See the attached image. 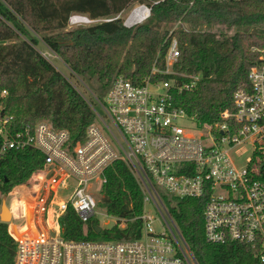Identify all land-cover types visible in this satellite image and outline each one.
<instances>
[{"label": "built area", "instance_id": "built-area-1", "mask_svg": "<svg viewBox=\"0 0 264 264\" xmlns=\"http://www.w3.org/2000/svg\"><path fill=\"white\" fill-rule=\"evenodd\" d=\"M77 17L71 16L70 22ZM150 17L149 5L135 3L124 25L134 27ZM176 27L167 37L171 39L165 68L152 69L166 78L155 81L150 75L135 83L117 74L104 97L97 99L98 109L91 104L96 118L83 138L74 140L68 129L56 128L48 120L27 123L9 136L10 118L0 120V134L5 137L0 154L11 148H33L44 156L37 182L41 191L30 196L35 198L33 219L42 230L14 238L12 264H198L166 197L205 198L206 241L247 245L264 264V181L254 177L255 164L264 161V47L252 48L260 52L259 61L251 67L248 83L234 91L236 109L223 111L221 121L214 124L198 123V131H192L179 124L180 118L193 117L176 105L175 93L194 89L199 77L174 69L181 52L173 36ZM161 85L163 91H157ZM242 145H252L253 152L240 165L233 152ZM117 160L130 168L144 194L140 235L68 239L65 214L73 209L84 223L97 217L101 200L95 193L102 191L106 170ZM43 193L46 197L41 200ZM147 205L157 210L158 217ZM118 222L121 227L127 223L124 218Z\"/></svg>", "mask_w": 264, "mask_h": 264}, {"label": "trees", "instance_id": "trees-1", "mask_svg": "<svg viewBox=\"0 0 264 264\" xmlns=\"http://www.w3.org/2000/svg\"><path fill=\"white\" fill-rule=\"evenodd\" d=\"M192 1L0 0V120L10 118L9 136L27 123L46 119L56 128L68 129L78 140L95 118L91 105L71 80L37 48V37L74 73L98 80L107 91L115 74L123 73L135 83L150 75L155 81L166 78L153 74L152 69L165 68L171 39L167 27L178 22L182 26L173 36L181 52L174 69L200 73L201 77L194 89L176 92L175 103L200 124L221 121L223 111L236 109L234 91L248 83L249 71L259 61L260 52L252 48L264 47V0ZM135 2L151 7V17L143 24L129 28L116 18L68 29L74 13L92 19L112 18ZM183 24L194 27L187 29ZM213 25L245 29L232 34L205 29ZM4 140L0 134V151ZM43 164L44 156L36 149L3 150L0 197L27 184ZM255 166L258 173L254 177L264 181V161ZM106 178L102 204L109 214L124 218L126 226L118 222L98 231L97 217L84 223L69 209L65 214L68 239L115 240L140 235L144 194L136 177L117 160L106 170ZM165 200L198 264H260L247 245L206 241L205 198ZM14 256L15 239L7 223L0 221V264H12Z\"/></svg>", "mask_w": 264, "mask_h": 264}, {"label": "rangeland", "instance_id": "rangeland-1", "mask_svg": "<svg viewBox=\"0 0 264 264\" xmlns=\"http://www.w3.org/2000/svg\"><path fill=\"white\" fill-rule=\"evenodd\" d=\"M135 3H141V2H135ZM135 3L130 4L127 8H125L123 11H121L115 17H112V18L92 19L87 14L74 13L72 16L76 15V16H79L83 19L85 17L86 21H84V20L82 21V20L77 19L76 22H70V20H69L68 29L75 28L77 26H89L92 24H97V23L104 21V20H112V19H116V18H121L123 21V24H124L125 17L129 14L130 10L135 5ZM79 17H77V18H79ZM147 21H145V22H147ZM180 26H182V24L175 23V24L168 25L167 28L172 30L175 27L178 29V28H180ZM183 26L187 29L194 27L190 24H183ZM198 28H201V27H198ZM206 28H208L212 31L224 32L227 34H232L236 30H244L245 29L244 27L238 28L237 26H233V27L229 28L226 25H213L211 27H205V29ZM37 38H38L37 48L67 78H69L71 80V82L73 83L75 88L84 96V98L88 101V103L90 105L91 104L94 105V107L96 109H98L97 99H102L106 93V89H104L102 87V83L98 82V80H95L94 78L89 80L87 77H84L81 74L74 73L62 61V59L56 53H54L52 50H50L45 45V43L43 42V40L40 37H37ZM177 72H179V71H177ZM180 73H183V72H180ZM120 74L124 75L123 73H120ZM184 74H187V73H184ZM189 74H191V73H189ZM116 75L117 74H115L113 76V78ZM192 75H196L197 76L196 78L199 77V79L201 77L200 73H196V74H192ZM196 85H197V83H196ZM196 85H195V87H196ZM157 91H160V92L163 91L162 85L160 86L159 89H157ZM190 117H193V116H190ZM95 118H94V121H95ZM40 120H46V119H40ZM179 124H181L182 126H184L185 128H187L189 130L198 131V128H197L198 122H197L196 118H194V117L193 118H187V117L180 118ZM206 138L207 137H205V139ZM252 152H253V146L252 145H247V146L242 145V146H239V147L234 149L233 157H234L236 162H238V163H240V165H242L252 155ZM39 173H40V170L37 171L33 175V177L29 180V182L27 184L17 186L16 188H14L11 191V193H9L8 195H5V197H7V204L9 205V207L12 211V214H13L12 219L6 223L8 225V228H9L11 235L13 234L17 240L24 235L31 234V232L34 230H37V229L42 230V226L37 224L36 221L33 219V206L31 205V203L35 200V198L33 196L30 197L31 195H34V194L38 195V193L41 191V186H37V182H38L39 175H40ZM32 188H34V189H32ZM28 189H32V190H28ZM159 191L161 193H164V190L162 188H159ZM27 196H28V198H27ZM95 196L97 199L101 200L100 204L97 207V215H96L100 221V226L103 228L114 226L118 222V218H117V216H115L113 214H109L106 210V207L102 204L103 192L99 190L98 192L95 193ZM3 197L4 196H2V195L0 197V213H1V206H2ZM45 197H46V194L43 193L41 200L44 199ZM27 201H30V203H27ZM19 207H21V208H19ZM147 208H149L152 211L151 214L158 217V214H157L158 212L153 206L151 207V205H147ZM23 209H24V211H23ZM46 209L48 210L49 207H46ZM18 212H20L19 213L20 215L18 214ZM155 229L157 231H160V229H161V227L157 224V222L155 224Z\"/></svg>", "mask_w": 264, "mask_h": 264}, {"label": "water", "instance_id": "water-1", "mask_svg": "<svg viewBox=\"0 0 264 264\" xmlns=\"http://www.w3.org/2000/svg\"><path fill=\"white\" fill-rule=\"evenodd\" d=\"M12 211L9 207V205L7 204V197H3L2 199V206H1V213H0V220L2 222H9L12 219ZM97 230L100 231L101 230V226L97 227Z\"/></svg>", "mask_w": 264, "mask_h": 264}, {"label": "crops", "instance_id": "crops-1", "mask_svg": "<svg viewBox=\"0 0 264 264\" xmlns=\"http://www.w3.org/2000/svg\"><path fill=\"white\" fill-rule=\"evenodd\" d=\"M13 235V234H12ZM13 237L16 239V237L13 235Z\"/></svg>", "mask_w": 264, "mask_h": 264}, {"label": "bare ground", "instance_id": "bare-ground-1", "mask_svg": "<svg viewBox=\"0 0 264 264\" xmlns=\"http://www.w3.org/2000/svg\"><path fill=\"white\" fill-rule=\"evenodd\" d=\"M85 18V17H84ZM76 19H78V18H76ZM85 21H86V18H85Z\"/></svg>", "mask_w": 264, "mask_h": 264}]
</instances>
